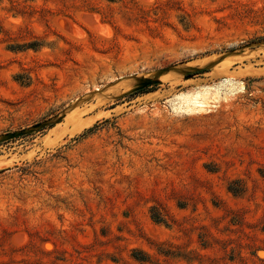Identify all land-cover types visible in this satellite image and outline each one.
<instances>
[{
  "label": "rangeland",
  "instance_id": "374dc122",
  "mask_svg": "<svg viewBox=\"0 0 264 264\" xmlns=\"http://www.w3.org/2000/svg\"><path fill=\"white\" fill-rule=\"evenodd\" d=\"M0 264H264V0H0Z\"/></svg>",
  "mask_w": 264,
  "mask_h": 264
},
{
  "label": "bare ground",
  "instance_id": "6f19581e",
  "mask_svg": "<svg viewBox=\"0 0 264 264\" xmlns=\"http://www.w3.org/2000/svg\"><path fill=\"white\" fill-rule=\"evenodd\" d=\"M239 88L242 89V87H237V89H239ZM199 96L198 95H196V96L193 95V97H191V98L189 97L190 99L188 98L187 100H185V105L183 106V108L180 107V109H183L187 113L188 112H193V111L195 112V111H202V110H204L205 106L208 104V99H206L203 96L202 97H199ZM213 99L214 98H212V100ZM182 105H183V103H182Z\"/></svg>",
  "mask_w": 264,
  "mask_h": 264
},
{
  "label": "trees",
  "instance_id": "16d2710c",
  "mask_svg": "<svg viewBox=\"0 0 264 264\" xmlns=\"http://www.w3.org/2000/svg\"><path fill=\"white\" fill-rule=\"evenodd\" d=\"M93 129H89L87 132H91Z\"/></svg>",
  "mask_w": 264,
  "mask_h": 264
},
{
  "label": "water",
  "instance_id": "95a60500",
  "mask_svg": "<svg viewBox=\"0 0 264 264\" xmlns=\"http://www.w3.org/2000/svg\"><path fill=\"white\" fill-rule=\"evenodd\" d=\"M15 135H17V134H12V136H15Z\"/></svg>",
  "mask_w": 264,
  "mask_h": 264
}]
</instances>
